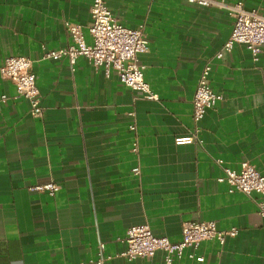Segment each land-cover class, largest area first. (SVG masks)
<instances>
[{
    "label": "crops",
    "instance_id": "crops-1",
    "mask_svg": "<svg viewBox=\"0 0 264 264\" xmlns=\"http://www.w3.org/2000/svg\"><path fill=\"white\" fill-rule=\"evenodd\" d=\"M218 1L264 15V0ZM91 3L0 0V66L8 56L28 57L44 109L31 116L0 75V264H163L161 252L123 257L126 229L145 224L176 243L194 220L238 233L187 248L172 264H264L258 197L218 181L222 167L237 171L242 161L264 174V48L256 61L243 45L216 59L233 26L223 7L106 0L122 25H144L148 48L138 60L158 97L146 99L84 57L74 65L42 58L44 48L72 44L65 21L81 25L90 42ZM207 62L222 98L196 124L192 95ZM196 129L195 141L175 143ZM47 183L58 185L53 195L33 188Z\"/></svg>",
    "mask_w": 264,
    "mask_h": 264
},
{
    "label": "built area",
    "instance_id": "built-area-1",
    "mask_svg": "<svg viewBox=\"0 0 264 264\" xmlns=\"http://www.w3.org/2000/svg\"><path fill=\"white\" fill-rule=\"evenodd\" d=\"M187 2L200 6L223 7L233 18L231 33L221 50L215 54L216 59L222 58L224 53L231 52L234 45H243L250 51L252 60H257V55L264 48V15L255 9L245 10L240 2L232 4L218 0H187ZM90 17L91 21L87 26L89 43L85 41L81 25L65 21L64 25L72 44L58 49L44 48L42 58H66L71 65H74L79 57H84L95 68L103 67L106 73L109 69L114 70L122 84L140 92L143 98L157 100L158 97L151 92L144 78V66L138 60V55L148 48L144 25L140 24L135 28L122 25L113 17L106 0H92ZM211 71L212 64L207 62L202 68L192 95V119L196 124L203 118L206 110L215 107L222 98L209 84ZM0 75L14 83L18 96L28 101L31 116H42L44 109L40 103L35 74L28 57L21 55L6 57L0 66ZM4 98L1 96L2 100ZM135 128L134 124L129 125L131 131ZM196 132L197 129L192 135L177 137L174 141L178 145L192 143L197 139ZM131 151L137 153L136 142L132 143ZM222 171L223 175L218 181L227 183L230 192L239 191L250 198L256 195L258 213L264 218V174L248 161H242L237 171L228 167H222ZM132 172L138 174L139 168L134 167ZM33 188L46 190L53 195L58 185L47 183ZM237 233L238 229L235 227L219 230L216 220L187 221L181 227V241L173 243L165 236L155 235L145 224L133 225L125 231L122 239L125 249L121 255L132 261L150 259L155 253L161 252L163 264H172L175 259L183 256L187 248L196 249L202 241L209 239H216L223 244L227 237H235ZM189 257L197 261L203 260L202 257H195L192 253ZM96 264H102V258H98Z\"/></svg>",
    "mask_w": 264,
    "mask_h": 264
}]
</instances>
